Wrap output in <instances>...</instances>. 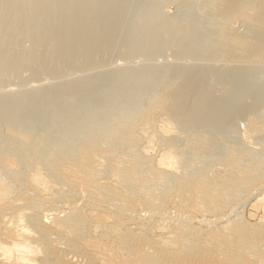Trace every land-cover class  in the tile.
Instances as JSON below:
<instances>
[{"label":"rangeland","instance_id":"374dc122","mask_svg":"<svg viewBox=\"0 0 264 264\" xmlns=\"http://www.w3.org/2000/svg\"><path fill=\"white\" fill-rule=\"evenodd\" d=\"M210 4L212 3H208L207 0H0V8H2L0 9V24L5 25H2V28L7 30L6 33H8L11 28V32H9L11 36L14 32V36L17 34L19 39L23 37L21 34L28 33L29 38L27 37L20 42L22 45V42L27 40L26 43L28 44L24 43L26 45L24 48L28 51L35 50L33 51L34 53L38 51V48L33 49L31 46H37L36 43L38 42L39 35L41 37L42 35H46L48 33L47 30L51 28L50 22H53L54 18L57 20L58 17L60 19L57 20L59 21V25L57 24L58 29L64 27L61 29L64 31L73 28H66V25L67 27H70V25H77L78 27L74 26V29L84 25L82 26L84 27L83 31L76 29L77 33L80 31V33L82 32L81 34H84L85 30L90 33L94 32L91 34L86 32L89 36L97 33V35L95 34V36H92V39L93 37L99 36L94 38L93 41L95 43H101L94 44L96 48H92L93 45H91L92 47L89 45L82 46L81 48L79 47L76 50L75 45L78 42L76 41L74 43L75 45H72L76 52L73 51L72 54H81H78L80 56H74L76 60L74 59L75 61L72 62V64L67 59H63V62L57 60L59 58L56 53V40H53L54 38H49L52 40L48 42L50 46L44 45L46 46L44 48H50L48 54L54 53L52 54V56L55 55V57L53 56L54 58L52 57L53 60L50 59L49 56L51 55H49L48 60L42 61L45 63L44 66H37L36 64L34 66H26V68L21 70L22 72L20 71L22 74L18 72V75H22L19 76L22 79L18 78L21 81H15L16 79L13 80L16 83L12 82L13 75L9 76L12 79L9 78V80H7V77L4 81L2 76L6 78V75L0 76L1 81L4 83L3 85V83L0 82V156H7L10 159L7 165L0 167V176H2L5 181L7 190L10 191L11 194L14 192L13 190L16 188L15 184L17 183L16 179L19 180L18 177L21 175V177L25 176L29 164L33 162L30 158L33 153L38 152L40 155H48V157H50V155H70L82 149L87 142L90 143L94 140L97 144H101H98L100 147H104L103 143L106 142L108 137L112 138L121 134L122 131L125 130V123L136 121L140 118L139 116H145L154 102L158 98L165 96L167 91L175 88L177 84L185 79L190 80L191 78V84L194 85L196 81L193 82V79L196 77V79H203L201 82L204 81L206 83L204 85H206V91L210 92V94L208 93L209 95L213 93L214 95H212V97L214 98L216 93V98L219 99L217 103L222 102L220 105L217 103L215 104L216 107L220 109L216 110L215 114H218V117L214 114V120L216 122H213L218 124L214 125V123L211 127L185 126L184 128L181 127V124H177V122L175 123L173 121L168 127H165V118H168V115L163 111L151 117L154 129L144 132L145 137L141 132V139L137 141L138 143H135L131 147L127 146L124 149L118 147L120 151H118L120 154L119 156L123 158V161H126L125 165L130 166L133 165L132 162L138 163L142 160L146 162L145 164H143L144 162L139 163L141 166L143 164V168L151 167L153 168L151 169L152 171H163L160 177V182L163 183L158 185L160 194L173 191L174 186L178 185L182 179L189 181V179H194V176L197 178L199 173L202 174L206 170H210L209 173L213 174L214 178H217L211 180L212 186L219 185L221 187L223 184L224 186L225 184L228 185V178H230L228 174H231L229 170L233 169V167L235 168L233 171L239 170L233 173L235 177L238 176L236 178L237 182H248L247 180H251L254 176L253 182L257 183L255 186H252L253 188L251 187V189L249 188L247 191L246 189L244 190V188L238 189V192H236L237 188H234L236 190L227 189L228 192H226L227 190L222 192L223 197L225 196V200H228L227 206H230L226 208L225 214L226 216L228 215L226 220H242L241 223L244 222L243 224L249 229L259 227L262 223L264 224L262 210L264 206V181L262 179L264 178V174H262L264 173V60L254 59L252 61L251 58L242 59V57H238L241 54L240 52L238 56L236 53L235 55L229 54L232 53L230 52L232 48L230 49L228 47L232 44L227 42L226 45H229L222 46V44H225L224 38H222L224 37L222 33L225 31L224 28L222 29L224 19L220 15L221 13L217 15V17L220 16V18L215 17L216 14L221 12V9L213 7V9H216H214V11L213 9L210 10ZM214 18L216 21L219 20L220 22H218L222 25H214V23H216ZM48 19L53 20L50 21ZM61 20L64 22H61ZM221 21H223V23ZM6 23L9 25L8 28ZM61 23L64 24L62 25ZM60 25H62V27H60ZM216 25L218 28H216ZM86 27H88V29H85ZM2 28L1 31H4H2L4 35L2 36L1 34L3 33L0 32L2 36H0V45L3 46L6 44L5 46L9 47V41L5 38L8 37V35L5 34V30ZM234 28L237 35L248 33V28L246 30V27L244 28L241 22L237 23ZM22 29L25 30L24 33ZM51 29H53V27ZM219 29L222 31L218 32L220 31ZM39 30L40 32L45 30L46 34H39ZM216 30L218 31L216 32ZM62 31L61 34L63 33ZM58 32H60V30H57L55 34ZM14 36L11 38L16 40L17 38H14ZM33 36L34 38L32 39L36 40H34L35 43L31 41V43H33L31 45L29 44V40H31L30 37ZM105 37H108L106 39L110 42L106 41ZM61 38H63V36ZM100 40H102L103 43L100 42ZM4 41L6 42L3 43ZM45 42L44 44H46ZM18 45H15L16 53L20 51L27 52V50L24 49V51L23 47H19ZM217 45H220L221 48L219 49ZM5 46H3L4 49L0 48V57L4 55L1 54L3 50L6 52ZM29 47L32 49H28ZM98 47H100V50H98ZM103 48L105 50H102ZM47 49L44 51L48 52ZM224 49L229 55L223 52ZM211 50L213 52H211ZM218 50H220V52ZM44 51L42 54L45 55ZM93 51L95 56L91 53ZM100 52L102 54H99ZM234 52L238 53L236 50H234ZM215 53L219 55H215ZM224 53H226V55ZM36 54L34 55L32 53L33 60L36 59V61H39V59L44 60L47 58V55L41 56L40 58V55L38 56ZM213 55H215V57ZM223 55L228 56L222 57ZM230 55L231 58L229 57ZM233 56H235V58ZM55 58L57 59L54 61ZM102 58L108 61L103 62ZM64 60L67 61V64ZM82 65H84V67H82ZM63 68L65 71H63ZM123 71H129L128 75L119 77ZM13 72L15 71L13 70ZM229 72H231V76L226 77V75H230ZM32 76L37 79L34 80L33 78H29ZM137 77L139 79H136ZM221 77L222 79L220 80ZM23 79L25 87L22 83H17L23 82ZM199 79H197V82H199ZM5 81H9L6 83L7 85H5ZM79 82L82 84H79ZM10 83H13V86L9 85ZM76 83L82 85L85 89L80 86L76 88V91L75 87L78 86ZM59 84L62 86L60 87ZM73 84H76V86ZM226 84L229 88L232 85L233 88L231 92L230 90L227 91L230 92V95L234 94L232 97H236L230 98L231 96L229 94V96L227 95L229 92L222 91L227 89ZM209 85L212 86V90L216 88L217 92L214 93L213 91L211 93L212 90L209 89ZM207 87H209L208 90ZM220 90L226 92V94L222 93ZM181 94H184L182 95L183 97L186 96L184 98L190 96L188 95L190 94L189 91ZM224 94V97H218V95L222 96ZM238 94L239 96H237ZM224 100L226 101L223 102ZM251 101L253 106H251ZM68 103L71 105L70 107ZM224 103L228 104L225 105ZM72 104H75V106ZM249 104H251V107ZM237 105V109H239L240 106H244L245 108L248 106V109H246L247 113L245 110L243 111L245 112L243 115L238 114L241 118L236 116L237 113H239V111L235 109ZM4 107L7 108L5 109ZM222 107L223 109H221ZM225 107H227L226 112L224 111ZM244 107H241L240 111L245 109ZM229 108H232V111H229ZM236 111L238 112L236 113ZM227 112H229L230 115H226ZM232 112L233 114H231ZM223 116H225V118L222 119ZM260 120L262 121L260 122ZM121 124H124V127H122L123 125ZM220 124L222 125L220 126ZM19 129L28 133L29 140L25 144H22L18 135L14 132L15 130L19 132ZM149 135L154 136V141L150 145V148L145 141L146 137H149ZM160 138L170 140L168 141V143H172L170 151L166 152V149L159 143V140H162ZM203 139H207L208 141H206L208 143L210 142V144H208L209 147H206L207 149L205 148V150H203L202 147H197ZM145 144L148 147L145 148ZM195 144L197 146H195ZM127 154L129 156H127ZM178 161L181 162L177 163ZM104 162L101 161V165H95V169L97 168L96 170H98L100 169L98 167L103 166L98 170L99 178L101 176L104 177L102 178L103 180L108 178L103 182L105 184H110L112 181L109 179V175H106L110 172V164ZM249 162L250 164H248ZM241 163H244V165ZM252 163L254 164L251 165ZM191 166L197 167L194 168ZM44 167L42 164L40 171L44 179L50 183L49 185H55V188L58 189L63 185L65 186L68 181L64 179L59 180L52 171L47 167L44 169ZM1 168L6 169V171H16L18 176L17 178H13L15 181L12 182L13 180H10L11 177L8 176L9 174L5 173V170H3L5 171L3 173ZM102 171L104 173H102ZM5 174L7 175L5 176ZM242 176L246 178L248 176L252 177L245 179ZM53 177L56 179H53ZM57 179L58 181H54ZM107 181L109 182L107 183ZM64 186L63 188H66ZM119 188L123 190L122 186H119ZM52 193V191L51 193L49 192V195ZM234 193L235 196L233 195ZM52 195L55 197L56 193ZM240 216L241 218L239 219L238 217Z\"/></svg>","mask_w":264,"mask_h":264},{"label":"bare ground","instance_id":"6f19581e","mask_svg":"<svg viewBox=\"0 0 264 264\" xmlns=\"http://www.w3.org/2000/svg\"><path fill=\"white\" fill-rule=\"evenodd\" d=\"M207 1L208 3L209 2L212 3L210 4V6L211 5L212 6L211 7L209 6L210 10L213 9V7L221 9V12H219L218 14H216V16L215 15L214 16L217 17V15L221 13L220 15L224 19V25L222 26V29L224 28L225 34L224 32L222 33L224 35V37L222 38H224L223 40L225 44H222V46L223 45L227 46L229 44H232L229 45L228 47L230 49L232 48L231 49L232 51L229 50L232 53L229 54L235 55L236 53L238 56L241 53L242 56L240 54L238 57H242V59L251 58L252 61L254 59L264 60V0H207ZM217 18H220V16ZM55 19L56 18H54V20L53 19H48V20L50 21L53 20L54 22L57 21L59 17L57 20ZM218 21H216L215 19L216 23H214V25L221 24L219 23L220 21L219 22ZM53 22H50V26L51 28L53 27V29L49 28V30L51 31L47 30L48 31L47 34L45 33V30L41 31L43 33H41L39 30L38 32L39 34H46V35H42L41 37L38 34L39 38H38V42L36 43L37 46L35 47L31 46L33 44L31 43V41L34 42V40L36 39H32L34 38V36L30 37L31 40H29L30 42L29 41L28 42L29 44H31L30 46L33 49L38 48V51L36 50L37 54L33 52L35 50L28 51L26 48H24L26 46L24 43H26L27 40L25 42H22L23 46L21 45L20 42L22 40H25L27 37L29 38V34L24 33L25 30L22 29L23 30L22 32L24 34H21L23 37L19 39L17 37L18 36L17 34H15L16 36H14V32L13 35L11 36V34L9 33L11 32V28L10 31L6 33L7 30L2 28L3 24L2 25L0 24L1 25L0 32L3 31V30L1 31L2 28L5 30V34H7L8 37L14 36V38H17L16 40H14L11 37L10 38L5 37L7 35L4 36L9 41V43L7 42L9 47L7 46L8 47L7 48L5 46L6 44H4L3 46L6 47L5 48L6 52L5 50H3L5 52L4 53L1 50L2 51L1 54L4 55L0 57V76L4 74L6 75V78L5 76L3 78L2 76L3 81L4 79L6 80L7 77H8L7 80H9L10 75H13L12 77L13 79L10 78L12 79V82L21 81L19 79L22 78H20L19 76L22 75H18V72L20 74L22 72L21 70L26 68V66L28 65L34 66L35 64L37 66L38 65L44 66L45 63H43L42 61L48 60L49 55H51L49 56L50 59H52L53 56L55 57V55L52 56V54L54 53L48 54L50 52L49 47H48L49 49L44 48L46 47L44 45L50 46V43L48 42L52 41L51 39L53 38H54L53 40H56L55 47L57 49L56 51L57 57L59 58V59L55 58L54 61L57 59L58 61L60 60L63 62V59L65 60L67 59L68 61H70V63H72L76 60L74 56H80L78 54H81V53H78L76 55L72 54L73 51L76 52V50L79 47L81 48L82 46L93 45V47L92 46L91 47L96 48L94 47L96 44H101L99 42L95 43L93 41L94 38H97L99 36L93 37L92 39V36H95V34L97 35V33L92 34L91 36H89V34L86 33L89 32L86 30L84 31L85 35L81 34L82 32L80 33V31H83L84 27L82 26L84 25H82L79 28L75 27L76 29L80 30V31L78 30L79 33H77V30L74 29V26L77 25L74 26L70 25V27H67L66 25L68 23L67 22L65 24L66 28L70 29L71 27H73L71 29L74 30L70 29L71 30L70 31L67 29L68 31L67 30L62 31L61 29H63L64 27L58 29L59 21L54 23ZM61 22L64 21L61 20ZM221 22L223 23V21ZM239 22H241L244 25V28L246 27V30L248 28V33H245L244 35L242 34L243 36L240 34L237 35L235 33L234 26L237 25V23ZM6 24L8 28L9 25L8 23ZM62 25H60V27H62ZM88 27H86L85 29H88ZM216 28H218L217 25ZM57 30H60V32H58L60 34L58 33L55 34ZM219 30L220 31L216 30V32L222 31L221 29ZM61 31L63 32L62 34ZM1 35L3 36L4 33ZM62 36L63 38H61ZM106 38L108 37H105V40L108 41V39ZM10 39H13L14 41ZM76 41H78L76 43L77 46L74 44ZM5 42L6 41H4L3 43ZM44 42L46 44H44ZM100 42H102V40H100ZM227 42L229 44L226 45ZM15 45H18L19 47H23V50L25 49L27 50V52L20 51L21 53L20 52L16 53ZM72 45H75L76 50L75 48L72 47ZM3 46L0 45V48L4 49ZM217 46L219 47V49L221 48L220 45ZM31 47H29L28 49H32ZM43 48L44 50L47 49L48 52L46 51L47 52L46 53L43 50ZM99 48L100 47H98V50H100ZM102 50L105 49L103 48ZM234 50L238 51V53L234 52ZM43 51L45 52V55L42 54ZM218 51L220 52V50ZM101 52L99 54H102ZM211 52L213 51L211 50ZM223 52L227 53L225 49ZM32 53L34 55L35 54L38 56L40 55L39 56L40 58L41 56L47 55L46 56L47 58L42 57L45 59L44 60L39 59V61H36V59L33 60L34 58H32ZM91 53L94 54V51ZM226 53L224 54L226 55ZM216 54L217 53H215V55ZM215 55L213 56L215 57ZM225 55H223L222 57L228 56ZM231 55L229 56L230 58ZM233 57L235 58V56ZM65 60L64 62L66 63L67 61ZM107 61H105L104 58L103 62H107ZM82 67H84V65H82ZM13 70L15 72H13ZM63 71H65V69ZM128 72L129 71H123L119 77L128 75ZM229 73L230 75H226V77L231 76V72ZM33 77L34 76L29 78H33ZM222 77L220 78V80L222 79ZM33 79L36 80L37 78H33ZM136 79L139 78L137 77ZM197 79L196 77L195 79H193V82L196 81L194 82L195 83L194 85L191 84L192 81L191 78L190 80L185 79L184 81H181L179 84H177L175 88L167 91L165 96L158 98L154 102L152 107L149 108L150 110L148 109L149 111L146 112L147 114L145 116L142 117L139 116L140 118L138 117L139 118L138 120L129 123H125L124 121L125 127L124 124L121 125H123L122 127H124L125 130L124 131L121 130L122 133L117 136L112 135L114 137L112 138L108 137L105 143L102 142L105 148L103 146L100 147L98 145L100 143L97 144V142L93 139L94 141L90 143L87 142L82 149L70 155H64V156L50 155V157H48V155L42 156L38 152L33 153V155L30 157L33 160V162L29 164L25 176L21 177L22 175L21 176L19 175L21 178L18 177L19 180L16 179L17 180V183L15 182L16 188L14 190L12 189L14 191L12 192V194L10 193V191L7 190L6 188L7 185L3 180L2 176H0V264H264V224L262 223V225L260 224L261 226L259 227L249 229L246 228L245 224H243L244 222L241 223L242 220L236 219L234 221L232 220L227 221L226 217L228 215L226 216L225 212H226V208L230 206H227L228 200L226 201L224 198L225 196L223 197L222 194V192L227 189L232 190L234 188H237L236 192H238V189H242V188H244V190L246 189V191L249 188L251 189V187L255 186V184L257 183V182H253L254 181L253 175H252L253 178H251V180L249 179L247 180L248 182H240L239 180H238L239 182H237L236 178L238 176L235 177L233 173L239 170L233 171L235 169L233 167V169L229 170V173L231 174H228L230 175L229 176L230 178H228L229 181L228 185L225 184L224 186L223 184V186L220 187L219 185L212 186L211 180L217 178H214L213 174L209 173L210 170H206L202 174L199 173V176L197 175L198 176L197 178H195L194 176V179L191 180L189 179V181L182 179L178 185L174 186L173 191H171L172 190L171 189L170 190L171 192L160 194L159 191L160 188H158V185L163 183L160 182V177L163 171L158 172L156 170L155 172L151 170L153 169L151 167L143 168L142 166L146 162L142 160L141 162H144L142 166L141 164H139L141 163L140 161L138 163L132 162L133 165L130 166L125 165L126 161L125 160L123 161V158L119 156L120 154L118 153L119 151L118 147L124 149L127 146L131 147L135 143H138L137 141L141 139L140 138L141 132L144 135V132L154 129L153 128L154 125L151 117L163 111H165L166 114L168 115V118H165V122H166L164 123L165 127H168L173 121L175 123L177 122V124L178 123L181 124L182 125L181 127L184 128L185 126L211 127L216 122L214 120V114L218 108L216 107L215 104L217 103V100H219L216 98L215 92L217 91L216 88L212 90V86H210L212 84L209 85L210 88L207 87V90L208 88L212 90V91L210 90L211 93L214 91L215 96L213 98L212 95L214 94L212 93V95H209L210 92L206 91L205 88L206 85H204L206 83L204 81L201 82V80L203 79H199V82H197ZM0 82H2L1 77H0ZM8 82L9 81L7 82L5 81V85H7L6 83ZM259 82L261 83L260 80ZM17 83L23 84L25 82L23 79V82H17ZM12 84L13 83H10L9 85ZM76 84L78 85V83ZM76 84L73 85L76 86ZM79 84L82 83L79 82ZM59 85L60 87L62 86L61 84ZM80 86L82 85L76 86L75 90L77 87ZM82 88L84 87L82 86ZM232 88L233 87L231 85L230 88L227 87L226 90H222V91L230 90L231 92ZM187 91H189L190 94L188 95L190 96L184 98L186 96L183 97L182 95L184 94L181 93L184 92L187 93ZM70 92H71V88H70ZM230 92L227 93V95L228 94L230 95ZM222 93L226 94V92H222ZM225 94L222 96L218 95V97L220 98L224 97ZM232 95H230L231 96L230 98L236 97V96L232 97ZM237 96H239V94ZM225 101L226 100H224L223 102ZM221 103L219 102L217 104L220 105ZM224 104L226 105L228 103H224ZM72 105L75 106V104ZM250 105L251 104H249V106ZM70 106L71 105H69V107ZM251 106H253V103ZM241 107L244 106H240V108ZM237 108L238 105L235 107V109L239 111V113H237L238 111H236L237 115L235 113L237 117H239L238 114L243 115V113L245 112L247 113L246 109H248V106L247 108L244 107L245 109H242L241 111L240 108L239 109ZM221 109H223V107ZM231 109L229 108L228 110L232 111ZM224 111L225 112L227 111V107H225ZM228 114L229 112L226 113V115ZM231 114H233V112ZM215 115L217 116L218 114ZM223 118H225V116H223L222 119ZM261 121L262 120H260V122ZM217 124L218 123H215L214 125ZM221 125L222 124H220V126ZM17 131L15 130L14 132L18 135L22 144H25L29 140L28 133L20 129L19 132ZM153 137H154L153 135L152 136L149 135V137H146L145 139L149 148L154 141ZM206 140L207 139L205 140L203 139L201 140V142L199 141L200 145L198 142L199 146H197L196 144L195 146L202 147L203 150H205L206 147L207 148L209 147L208 144H210V142L208 143L207 142L208 140L207 141ZM159 141H160L159 143L166 149V152L170 151L172 144L170 142H169L170 144L168 143V141L170 140L162 139ZM147 145L145 144V148L148 147ZM127 156L129 155L127 154ZM9 161L10 159L7 156L6 157L0 156V167L7 165ZM101 161L103 162L105 161L108 162L106 164H110V168H109L110 172H108L109 174H106L109 175V179L112 181L111 182L109 180L111 182L110 184L108 183L109 181H107L109 185L103 182L106 181L108 178L103 180L102 178L104 177L101 175H100L101 177L99 178L98 170H100L101 167L103 166L98 167L100 168L98 170H96L97 168L95 169V165L102 164L100 163ZM179 162L181 161H178L177 163ZM235 163L237 164V162ZM42 164L43 167L46 165L45 167H47L50 171H52L59 180L64 179L68 181L67 182L68 184L66 183L65 186L63 185L66 188H63V186H61L60 189H58L55 188V185L54 186L49 185L50 183H48L41 174L40 168L42 167ZM241 164L244 165V163ZM248 164H250V162ZM253 164L254 163H252L251 165ZM197 166H191V167L196 168ZM3 170L6 171V169L1 168V171ZM5 171H3V173ZM5 173L9 174L8 176L11 177L10 180H13L12 182L15 181L13 178L15 177L17 178L18 176L16 171L13 172V170H8ZM102 173L104 172L102 171ZM7 174H5V176ZM252 176H248L247 178ZM242 177L247 179L244 176ZM189 178H193V177H189ZM53 179L56 178L53 177ZM58 179L54 181H58ZM262 179L264 181V178ZM119 186H122L123 190H121ZM228 190L226 192H228ZM51 191L53 193H56L55 197L52 195L53 193L49 195V192L51 193ZM235 193L233 194L234 196ZM262 210H263V218H264V206ZM238 218L240 219L241 216Z\"/></svg>","mask_w":264,"mask_h":264}]
</instances>
